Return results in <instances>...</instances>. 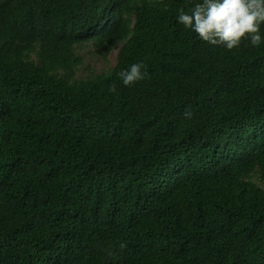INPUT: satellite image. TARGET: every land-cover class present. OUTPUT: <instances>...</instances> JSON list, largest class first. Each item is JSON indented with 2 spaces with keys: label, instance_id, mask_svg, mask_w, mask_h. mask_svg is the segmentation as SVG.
<instances>
[{
  "label": "trees",
  "instance_id": "1",
  "mask_svg": "<svg viewBox=\"0 0 264 264\" xmlns=\"http://www.w3.org/2000/svg\"><path fill=\"white\" fill-rule=\"evenodd\" d=\"M197 2L0 0V264H264V43ZM84 44L115 65L78 77Z\"/></svg>",
  "mask_w": 264,
  "mask_h": 264
},
{
  "label": "clouds",
  "instance_id": "2",
  "mask_svg": "<svg viewBox=\"0 0 264 264\" xmlns=\"http://www.w3.org/2000/svg\"><path fill=\"white\" fill-rule=\"evenodd\" d=\"M178 22L194 31L201 40L228 50L239 48L243 40L251 46L264 43L261 24H264V0H200L190 11L179 9ZM125 86H131L149 77L143 62L131 64L117 73ZM116 91V85L110 86ZM184 116L191 119L193 113L186 110Z\"/></svg>",
  "mask_w": 264,
  "mask_h": 264
},
{
  "label": "rangeland",
  "instance_id": "3",
  "mask_svg": "<svg viewBox=\"0 0 264 264\" xmlns=\"http://www.w3.org/2000/svg\"><path fill=\"white\" fill-rule=\"evenodd\" d=\"M77 52L84 58L83 65L78 70V77H88L111 69L117 60V50H112L107 57L95 52L91 44L78 46Z\"/></svg>",
  "mask_w": 264,
  "mask_h": 264
}]
</instances>
